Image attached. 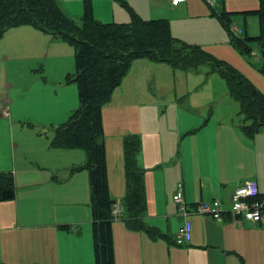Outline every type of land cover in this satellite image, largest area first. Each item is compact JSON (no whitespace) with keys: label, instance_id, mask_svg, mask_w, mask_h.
Here are the masks:
<instances>
[{"label":"crops","instance_id":"obj_1","mask_svg":"<svg viewBox=\"0 0 264 264\" xmlns=\"http://www.w3.org/2000/svg\"><path fill=\"white\" fill-rule=\"evenodd\" d=\"M127 1L145 18L161 16L170 18L173 35L182 38L187 43L205 44L203 47L206 48L212 47V42L222 38V45L231 44L225 28L215 18L213 12L212 16L214 17L210 19V12L204 0H186L176 7L168 6L169 4L167 5L165 0ZM117 2L121 5L118 0H94L96 16L98 17L99 14L106 11L108 13L106 16L109 18L114 17L115 20L124 22L130 20L128 11L124 10L122 5L119 6ZM107 4L110 8L105 6ZM258 6L259 0H219L216 10L220 11L224 7L231 12H240L256 9ZM74 7L81 12L84 8L83 0H80ZM167 11H171V13L168 14ZM206 23H209L210 26L207 27ZM233 23L243 29V33L246 30L247 35L252 33L253 35L250 36H256L259 32L258 20H254V18L236 14ZM31 26L23 24L11 27L0 40V86L4 87L6 84L7 89L12 90L18 100L17 106L13 107L11 100L6 99V108L10 115L4 117L7 120H0L6 137L0 145V150H3L5 154L0 157V170L13 172L17 193L14 199L0 201V203H15L19 207V216L13 219L10 212L0 210V250L7 254L5 258H0V261L11 264H37L39 262L38 257L31 254L29 250L36 245L44 247L49 244L50 241L46 234L48 229V232L53 233L51 240L56 245L57 259L60 256L70 255L77 259L78 264H94L91 217L82 218L72 214L70 218L62 219L57 211L55 212L57 216L53 215L54 212L48 208V200L58 202L53 199L51 192L50 194L46 193V190H49V187H46L49 185L57 186V184L52 181L54 177L52 174L43 172L51 164L60 163L66 167L65 177L71 175L81 184L80 189L73 194L78 211L86 204L90 212L88 173L82 169L75 174L69 173L72 166L84 164L87 157L85 151L77 149L78 152L70 157L69 154L75 149L51 145L56 127L69 119L72 111L79 106V99H76L74 105V92L69 87L64 86L67 79L64 81L61 79L64 77L62 76L64 74L63 63L55 62L60 56H52L50 53L53 46L57 50L68 51V49L72 50L69 47L73 44L62 37L51 36L49 33ZM214 26L218 29V37L212 39ZM26 36L38 38L39 43L26 40ZM37 45L43 49L46 46L49 47V53L45 57L46 63L42 62L43 51L34 53ZM24 64L27 76H22V81H18V69L20 68L24 72ZM181 71L172 72V67L167 62L153 63L147 58L135 59L123 83L115 89L112 99L103 108L105 133L109 131V134H112V131L116 130L118 133L113 137L118 138L113 139H119V142L115 141L116 145H109L110 138L108 139V136H106L107 140L105 139L108 172L112 177V179L109 178L111 197L114 200L123 201L126 195L123 138L125 135L135 132L142 139L138 162L147 171L145 174L147 207L144 218L146 217L145 222L148 225L157 228L160 232L159 235L153 237L146 231L145 233L130 229L124 220H115L113 222V238L116 264H162L163 258L169 260L173 256H177V264H181L182 256L187 258L186 264H264L262 263L264 261V247L260 243L254 249L261 252L262 256L256 260L247 257V252L252 246L245 236L247 229L244 227L251 225L255 231H263L264 222L256 224L243 216L232 214H227L223 220H217L199 213H190L186 218L187 215L178 209L181 218L175 220L177 229L172 234L169 224L170 217L166 218L167 214H171V210L167 208L163 214L164 204L174 208L173 195L180 182L184 185V199L189 207L201 200H221L223 206L228 208L231 193L248 177L257 181L259 190L264 194V167L261 172L256 170L251 176L248 170L245 172L239 170V168L244 167V163H234V166L228 169V155L226 154L225 159H220V143L224 144L223 149H226L228 144L220 137L218 124L213 128L208 142H193L195 144L189 142L187 147L183 148L187 137H182L183 132H186L182 129L198 126L192 122L193 116L189 115L191 114L188 112L189 102L203 113V108L208 106L209 100L219 98L214 92L219 90L213 89L212 81H218L221 78L201 75L191 78L190 75L193 74H182ZM38 72H44L47 77L46 81L38 76ZM57 74H61V76H57ZM147 76H152L150 78L151 85L146 78ZM180 77H186L187 81H191L188 87L181 89L178 87ZM219 81L221 86L219 84L218 87L222 90L220 93H226L221 80ZM200 82H203L201 88H199ZM37 83L43 85L50 83L49 85H52L51 92L54 95L48 91L39 90ZM170 97L176 100L182 99L176 103V124L171 122L168 125L166 117L156 123L154 117L158 108L166 105L168 101L170 103L175 102ZM119 113L123 117L127 113L130 114L124 119ZM132 118H134L133 121H131ZM181 118L185 120L184 125L181 123ZM122 124L126 126L123 127ZM156 124L165 130L176 127L177 133L172 137L173 144L181 138L179 170L172 176L173 181L170 183L168 191L162 186L161 174H157L164 170L157 167L161 164L154 163L160 156L170 153L172 151L170 146L172 145H161L159 138L152 131L156 128ZM239 135L246 137L241 132ZM249 139L254 144L258 140L257 148L263 150L260 144L264 143V129L254 138ZM150 148L154 154L147 162L146 156ZM51 154H54L52 157L54 161L60 160L64 155L67 158L69 156V159L63 162H50L49 155ZM188 159L191 160L189 165L187 164ZM231 160L233 161V159ZM114 162L118 166L117 174L120 175V180L117 183L123 185V189L118 193L114 190V176L110 169ZM196 166L208 168L203 170L199 176L195 170ZM170 169V167L167 168V170ZM196 183L199 187L195 186ZM28 212L34 216L24 218L22 222L20 217ZM146 213H149L148 217ZM154 216H162V222L153 223L151 217ZM173 219L177 218L173 217ZM183 219L184 222L179 226L178 221ZM197 220L202 222L197 223ZM186 223L191 230L192 238L188 243L178 245L175 242L176 234L179 228ZM62 224H70L71 228L69 230L63 229L60 226ZM80 225L82 232L78 234L76 230ZM28 226L35 227L27 228ZM50 226L56 227L57 234ZM72 232L78 236L76 240L82 243L78 249H72L67 245L68 235ZM164 232H169L168 239L163 238ZM10 236L15 238V242L6 240ZM172 251L173 254H171ZM0 264L4 263L1 262ZM47 264L61 263L52 260L48 261Z\"/></svg>","mask_w":264,"mask_h":264},{"label":"trees","instance_id":"obj_2","mask_svg":"<svg viewBox=\"0 0 264 264\" xmlns=\"http://www.w3.org/2000/svg\"><path fill=\"white\" fill-rule=\"evenodd\" d=\"M118 1L128 11L129 21L104 22L96 16L93 0H83V22L79 24L64 12L58 0H0V40L11 27L29 24L51 36L62 37L75 46L77 70L67 79L77 84L79 106L68 120L56 127L51 145L82 149L86 153L84 168L88 170L90 183L96 264H116L113 238V222L116 219L112 213V204L116 200L111 197L109 186L103 108L111 100L115 89L123 83L135 59L168 62L174 69L182 71L210 65V72L221 74L230 87V93L239 101L241 112L249 121L241 125L245 135L254 138L264 129L263 91L226 60L216 58L200 45L174 36L169 19L142 18L127 0ZM236 14L245 17L257 15L260 33L242 38V29L241 34H234L231 25ZM213 15L229 31L231 44L241 53L252 52L250 43L257 40L264 60V0H259L256 9L231 12L222 7L220 11H213ZM260 70L264 74V61ZM123 149L126 172V195L122 201L126 216L123 219L130 229H144L154 237L160 234L159 230L148 225L144 219L147 207L146 168L138 162L141 150L139 134H127ZM78 167L75 170L78 171ZM16 193L13 172H0V201L12 200ZM60 226L66 230L71 228L70 224Z\"/></svg>","mask_w":264,"mask_h":264},{"label":"rangeland","instance_id":"obj_3","mask_svg":"<svg viewBox=\"0 0 264 264\" xmlns=\"http://www.w3.org/2000/svg\"><path fill=\"white\" fill-rule=\"evenodd\" d=\"M58 1H59V5L61 6V8L64 10V12L69 17L73 18L77 23L82 24V22H83L82 16L84 14V8H83V10H81V12H79V9H75V7H74L75 4L79 3L80 0H58ZM93 3H94V0H93ZM204 3L207 6V8L209 9L210 19L212 17L216 16V15L212 16V12L214 11L213 8L209 4H207L205 1H204ZM83 4H84V2H83ZM117 4L119 6H121L118 2H117ZM166 4L168 5V3H166ZM105 6L109 7V4H107ZM168 6H170V5H168ZM68 9L70 12L68 11ZM123 9L125 10V8H123ZM167 13L170 14L171 11H167ZM107 14L108 13L105 11V13L99 14L100 16H98V18L104 22H124V21L115 20L114 17L109 18V16H106ZM247 17L252 18V19L254 18V20H258V24H259V17L257 15L251 14V15H248ZM142 18H145V17L142 16ZM156 18H166V19L170 20V18L165 17V16L156 17ZM215 18H217V20H218L217 16ZM145 19H147V18H145ZM149 19H152V18H149ZM219 23L222 25V23L220 21H219ZM206 26L208 27V26H210V24L206 23ZM223 28H225V27L223 26ZM212 29H213L212 39H215L216 37H218V33H217L218 29H216L215 26ZM190 30L192 32L191 27H190ZM198 30L202 33V31L200 29H198ZM225 30L229 36V42H230L231 41V35L226 28H225ZM259 33H260V25H259V32L256 35H258ZM192 34H193V32H192ZM246 35H247V31L244 30L243 35H241L240 37L243 38ZM250 35H253V34L250 33ZM250 35L248 34V36H250ZM25 39L30 41V42L39 43L38 38L34 39L32 36H26ZM181 40H182V38H181ZM216 42H212V47H206L205 48V47H203L205 44H201L200 46H202L205 50H207L211 54H213L216 58L226 60L230 65H232V67L237 72H239L240 74L247 77L250 82H252L257 88H259L261 91L264 92V74L260 70V66L262 65L264 60L262 58L263 56H261L262 49H261L260 43L257 40H253L252 43H250L253 47V51L250 53L243 51V53H241L240 50L237 49V47H234L233 44L231 45L229 43V45H222V38ZM69 48H71L72 50H70V49H68V51H64L63 49L57 50L55 48V46H53L51 53H50V55H52V56H60V58L58 60H55V62L58 64L63 63L64 74H62V76H64V77L61 78L63 81H64V79H67V76L75 74V72L77 70L76 61H75V46L71 45ZM35 49L36 50L34 51V53H41L43 51L42 52V54H43L42 62L46 63L45 57H46V54L49 53V47L46 46L43 49L37 45L35 47ZM32 58H34V57H32ZM147 60H149L153 63L161 62V61H153L150 59H147ZM167 64H169L172 67V72H175L176 69H174L170 63L167 62ZM23 67H24V72L20 68L18 69V72H17V76H19V79H17L18 81H22V79H23L22 76H27V73L25 72V64L23 65ZM210 70H211L210 65L204 64L200 68H198L197 70L181 71L182 74H193V75H190L191 78L195 77V76H199V75H201V76H218V78H221V79H218V81H214V80L212 81L213 89L215 88V89L219 90V91H214L215 94L218 95L219 98L217 100L215 98L212 100H209L207 102L208 106L203 108V113L200 112L199 108H194L191 105V103L189 102L188 112L191 113L189 115L193 116L192 122L194 124H198V126L196 128H194V127L193 128H186L185 127L182 129V130H186V132H183L182 137L183 138L187 137L186 142L183 144V148H186L187 144L189 142H191V143H193V142L200 143V142H204V141L208 142L209 138L211 137V133H212L213 128L218 124L220 137L222 138V140H224V142H226V144H228L227 147L225 146L226 149H223L224 144L222 142L220 143L221 151L219 154L220 159H225L226 154L228 155L227 168L230 169L231 167L234 166V163L242 162V163H244V167L242 169L239 168V170H241V172H245L246 170H248V173L249 174L251 173V176L254 175L253 172H256V170H260V172H261L263 170V167H264V143L262 142L260 144V147L263 150H258V148H257L258 140L254 144L251 142V140L249 138H247L245 133L242 131L241 125L243 122H249V121L245 120V116L241 112V107H240L239 101L237 100V98H235L232 95V93H230L231 92L230 87L227 86V83L224 80V78L222 77V75L219 74L218 72H210ZM38 76H40L44 81H46V79H47L44 72H38ZM57 76H61V74H57ZM151 77L152 76L146 77L147 80H149L150 85H151V81H150ZM185 78L186 77H184V78L180 77L181 80L178 81V87L180 89L184 88V87H188V85L191 83V81H187ZM219 80H221L222 87L224 86L223 88H225L226 93H222V94L220 93V91H222V90H221V88L218 87L219 84L221 86V83ZM49 84L50 83H48L47 85H43L41 83H39V84L37 83V88L41 91H48V92L52 93L51 92L52 85H49ZM202 84H203V82H200L199 88L202 87ZM64 86L69 87L74 92V105H75L76 99H79L78 98V88H77L76 82L74 80H68L67 79V83ZM52 94L54 95V93H52ZM112 97H113V94H112ZM112 97H111V99H112ZM166 98L168 99V97H166ZM6 99L8 101L11 100V106L12 105H13V107L17 106V104H18L17 96L15 95V93L12 92V90H8L6 87V84H4V87L0 86V103L3 101H6ZM170 99H173L175 102L170 103L168 101L166 105L158 108V111L156 112V115L154 117V121L156 123L162 121L166 117V120L168 121V125L171 122L174 125L176 124V114H177L176 103H179L180 100H182V99L176 100V99L171 98V97H170ZM29 114L33 115L32 113H29ZM119 114L121 115V117H123L121 113H119ZM128 114H130V113H127L123 118L125 119V117ZM0 120H7V119L0 116ZM133 120H134V118L131 119V121H133ZM122 122H123V120H122ZM181 123L183 125L185 123V120L183 118H181ZM207 124H208V126L205 127ZM122 126L125 127L126 125L122 124ZM137 128L139 129V127H137ZM262 130H263V128H262ZM152 131L159 138L161 145H165V144L172 145V146H170V149L172 151L168 154H165L164 156H160L159 159L154 163V164H161L157 167L158 168L160 167V169L163 168L164 171H161L157 174L158 175L161 174L162 186H163V188H166V191H168L170 183L173 181L172 176L174 174H176L179 170L178 160H179V155H180L181 138H179L173 144L172 137H174L177 133L176 127H173V129H171V130L169 128L165 130L160 125L156 124V128H154V130H152ZM197 131H199V132L196 133ZM240 132L243 135H245L246 137L240 136L239 135ZM117 133L118 132L116 130L112 131V134H109V131L108 132L106 131L104 137L106 140H107L106 136H108V139L110 138L109 139V145H116L115 141H118L119 139H113V138H118V137H113V136H116ZM133 134H136V133L134 132ZM5 138L6 137L4 135L3 128L1 127V123H0V140H1L0 145H2ZM193 144H195V143H193ZM141 145H142V139H141ZM123 148H124V138H123ZM71 149H75L72 153L69 154L70 157H73L74 154H76L78 151L76 148H71ZM151 149L152 148H150V150L146 156L147 162H148L149 158H151L154 154L153 150H151ZM4 155L5 154H4L3 150H0V157H2ZM53 156H54V154L49 155V161L50 162H63V161H66L67 159H69V156L67 158V156L64 155L60 158V160L54 161L52 159ZM110 156H111V154H110ZM231 159H233V161ZM123 161H124V173H125V181H126L124 149H123ZM190 162H191V160L188 159L187 164L189 165ZM85 163H86V161L84 162V164ZM84 164L80 165L78 167V171H80L82 169V171H86L88 173V170L84 168L85 167ZM182 165L184 166L183 161H182ZM47 167H48V168H46L47 170H43V172L46 174H48V173L52 174L54 176L52 178V181L55 182L57 184V186H54V185L47 186L46 188L49 187V190H46V193L50 194V192H51L53 199L58 202V203H56L52 200H48L49 210L51 212H54L53 215H56V216H57V214L55 212L57 211L58 215L62 219H68L72 216V214H74V216H79L82 218H87V217L90 218L91 217L90 223H91V237H92V245H93V257H94V264H96L95 263V251H94L95 240H94V233H93V222H92V215H91V207L89 206V208H90V212H89L88 206L85 204L78 211V208L76 207V205L74 203L73 194H75L76 191L80 189L81 184L78 183L77 179H75L71 175H68L65 177V172H67V168L64 167L62 164H60V163L59 164H51L50 166H47ZM168 167H170L171 169L167 170ZM75 168H76V165L72 166L69 169V173L70 174L77 173L78 171L75 170ZM207 168L208 167H204V166H196L195 170H196V173L200 176V173H202L203 170H206ZM110 169L113 172V176H114V179H113L114 180V190L118 193L119 191H121L123 189V185L117 183V181L120 180V175L117 174L118 166H117L116 162H114L111 165ZM0 172H4V171L0 170ZM146 172L147 171H145V174H146ZM108 177L110 179H112L111 175H109V172H108ZM247 180H254V179H250L248 177ZM199 184H200V180H199ZM89 185H90V183H89ZM50 186H52V187H50ZM195 186L199 187L198 183H196ZM125 187H126V183H125ZM110 192H111V190H110ZM111 196H112V194H111ZM90 202H91V197L89 194V202H88L89 205H90ZM229 202H230V199H229ZM173 206H174V208H170V205L164 204L163 209H162L163 214L167 208L171 210V214H167L166 218L170 217L169 224H170V227L172 230V234H174L176 232L177 228L175 225V220H178V218H181L180 214H178V213H179V211L180 212L182 211L179 208L177 203L173 202ZM171 207H172V204H171ZM178 209H179V211H178ZM0 210H3L5 212H10V214L12 215V219L19 216V207L15 203H10V202L9 203H0ZM68 214H70V215H68ZM33 216L34 215L32 213L28 212V213L24 214L23 216H21L20 218H21V221L23 222L24 218H30ZM146 216L148 217L149 213H146ZM173 217H176L177 219H173ZM185 217L187 218L188 215ZM124 219H117V220H124ZM144 219H146V217ZM151 219H152L153 223H156L157 221L162 222V216H154V217H151ZM200 221L201 220H199V221L197 220V223ZM178 222H179V226H180L184 222V219L179 220ZM30 227H35V226H28L27 228H30ZM50 227H53V230L57 234V230H55L56 227L55 226H50ZM72 227H74V226L72 225ZM244 227L247 229V233L246 232H243V233H246L245 236L251 242V246H252L247 252V257L251 258L253 260H256L260 256H262V254H261V252H257L254 248L257 246L258 243H260L262 245V247H264V230L263 231H255V228L251 225L244 226ZM134 231L145 232L144 229H138V230H134ZM47 232H48V229L46 230V234H47V238L50 241L49 244H47L44 247H40V246L36 245L35 247H33L32 249L29 250L31 254L36 255L38 257L39 262L37 264H47L48 261H52V260L56 261V262L58 261V263L60 262L61 264H73L72 262H77V259H75L73 256H70V255H67L65 257L60 256L57 259L56 245L51 240L53 233L52 232L47 233ZM76 232L78 234H80L82 232L81 225L78 226V229L76 230ZM168 234H169V232H164L163 238L168 239L169 238ZM68 236H69V238L67 239V245H69L70 248L78 249L82 245L81 242L76 240V238H78V236L75 233L72 232ZM6 240H11L12 242H15V238L13 236L6 238ZM176 246H178V245H176ZM179 247H181V246H179ZM171 254H173V251L171 252ZM6 255H7L6 252L0 250V258H5ZM176 259H177V256H173L169 260L166 258H163L162 264H177ZM263 259H264V255H263ZM181 261H182L181 264H186L187 258L185 256H182ZM1 262H3L4 264H11L10 262H6V261L5 262L0 261V263ZM262 263H264V261ZM75 264H78V262Z\"/></svg>","mask_w":264,"mask_h":264},{"label":"built area","instance_id":"obj_4","mask_svg":"<svg viewBox=\"0 0 264 264\" xmlns=\"http://www.w3.org/2000/svg\"><path fill=\"white\" fill-rule=\"evenodd\" d=\"M185 0H169L171 5H178ZM207 4L214 7L218 0H205ZM231 31L239 35L242 29L236 25H231ZM2 115L9 116L8 109L1 106ZM174 200L179 204V208L185 215L190 213H199L209 215L215 219L222 220L226 214H234L243 216L256 224L264 222V195L259 191L256 181L247 180L239 185L230 196V206L225 208L220 200H204L195 203L189 207L184 201V188L183 184L179 183L178 189L174 194ZM112 212L116 218H121L126 213V208L122 202H114L112 205ZM192 238L191 230L188 224L179 228L176 234V243L183 245L188 243Z\"/></svg>","mask_w":264,"mask_h":264}]
</instances>
